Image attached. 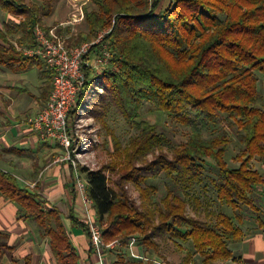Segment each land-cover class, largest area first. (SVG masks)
Masks as SVG:
<instances>
[{
  "label": "trees",
  "instance_id": "16d2710c",
  "mask_svg": "<svg viewBox=\"0 0 264 264\" xmlns=\"http://www.w3.org/2000/svg\"><path fill=\"white\" fill-rule=\"evenodd\" d=\"M39 2L0 0V11L10 17L0 26V68L36 67L46 103L52 77L38 58L24 54L36 45L34 28L46 29L43 19L52 11L51 0ZM160 2L89 0L83 6L87 35L79 33L76 43L111 27L107 39L112 58L101 72L85 70L86 82L71 115L85 105L89 88L99 84L104 90L98 97L99 108L112 106L138 133L123 148L112 137L109 162L96 171L82 167L79 172L84 175L85 196L92 202L96 220L105 224L100 226L104 243L118 241L121 248H128L135 236L146 250L156 251L158 240H178L192 246L201 264H221L233 260L228 246L242 238V218L235 217L236 225L233 218L217 213L212 222L206 205L202 212L204 205L188 191L202 183L204 166L210 160L217 172L218 202L236 212L245 206L260 214L253 192L264 187V176L250 162L256 159L264 167V96L255 78L256 72L264 76V0H172L159 10ZM144 103L188 128L187 140L170 153L163 151L165 138L157 125L136 122ZM218 123L234 131L241 147L234 158L237 168H229L224 159L231 143L227 131L216 130L203 139V131ZM158 174L179 188L183 197L167 191L159 203L153 202L156 189L146 182ZM126 184L138 192L139 204L128 197ZM0 198L16 207L18 220L37 227L55 264H80L58 209L2 170ZM256 220L264 231V222ZM68 221L85 234L93 252L87 224L71 214ZM9 248L0 241V251ZM24 261L30 264L29 257ZM146 262L131 259L126 264H155L150 255ZM183 262L192 264L191 257Z\"/></svg>",
  "mask_w": 264,
  "mask_h": 264
},
{
  "label": "rangeland",
  "instance_id": "374dc122",
  "mask_svg": "<svg viewBox=\"0 0 264 264\" xmlns=\"http://www.w3.org/2000/svg\"><path fill=\"white\" fill-rule=\"evenodd\" d=\"M29 1L37 4L40 3L39 0ZM88 1L89 0H51V14L43 19V25L46 28L45 30L55 28L56 31H58L61 29V32L58 34L68 36L66 40L68 45H78V43H76V38L78 37L79 33L87 35L82 9ZM162 2L164 1L161 0L159 10L162 9ZM171 3L172 0L170 3L166 4V6L168 7L171 5ZM80 9L83 15L82 19L77 23L72 22L73 19L79 17ZM9 19V16L3 14L0 11V26H2V24L7 22ZM105 29L98 31V33ZM83 38L84 39L80 43L92 39L91 37L90 39L85 40L87 38L85 36H83ZM14 40L15 38H12L13 43L15 42ZM255 78L257 90L264 96V76L256 72ZM50 86L51 84L49 87ZM102 94L104 95V90L99 84H94L89 88L85 105L78 112L70 115L71 125L73 127V141L71 146L65 150L60 145H56L57 148H60L59 158L64 160V162L70 163L74 171V177L76 175L77 178L81 180L83 185L86 184V181L84 175L81 174L79 170L84 167L86 169L96 171L101 166L108 163L111 159V155L113 154L112 137L116 138L119 141L120 146L123 148L127 146L130 139L136 136L138 133L137 129L128 125L123 117L118 114L112 106H108L107 110L103 111L99 108L98 97ZM49 95L47 98H49ZM45 104L46 103H44L43 106ZM99 111L104 112V114L96 118L93 114H96ZM141 121L148 122L152 125H157L159 133H161L165 138L162 149L166 153H170L173 148L184 143L189 135L188 128L169 119L164 113L157 111L147 103H144L142 108L139 110V118H137L136 122ZM103 124L105 125V128ZM216 130H224L228 132L231 138V143L228 147L226 155L224 156V159L229 168H237L238 163L235 162L234 158L239 154L241 147L235 138L233 130L228 128L224 123H218L210 130L203 131V139H208L210 135ZM151 159L152 155L147 156L148 161ZM250 166L252 169L258 171L262 176H264V167H262L256 159H253L250 162ZM204 167L205 170L203 173L202 183L193 186L188 191L190 195L197 197L202 202V205H204L202 206L201 211H204L206 205L205 211L211 213L210 221L214 222L215 215L217 213H221L233 218L236 225L238 222L236 221L235 217L239 215L242 218V224L239 226L245 233L254 229H259L258 221L256 219L259 218L264 222V215L261 214L264 213V187H258L253 192L256 200V206L260 209V214H256L253 210L245 206H241L239 211L236 212L226 205L219 203L216 198L214 185L217 181V172L213 166V163L210 160H207ZM107 176L110 177V175ZM146 184L156 189L155 195L152 196V200L155 203H159L160 199L165 196L167 191H172L183 197L182 191H180L179 188L170 182L163 174L150 177ZM124 189L127 192L128 197L136 202V204H139V194L135 188L131 184H126ZM9 205L10 204L8 202L3 203L2 213L5 217L9 215L11 209V206ZM188 213L191 214L190 208H188ZM201 219H206L204 214L201 215ZM22 224H14L15 228L13 231L18 232L15 234L12 230V232L7 230L8 227H10L9 223H3V229L1 230L4 233L9 232V239L0 237V241L6 243V245L10 247L15 246V250L9 254V249H2L3 256L0 260V264H24V259H22L25 255L23 252L24 249L27 252H35V255L38 254V257L34 256V259L36 260L39 258V264H43V260H45L46 264H55L51 256L48 255L47 258V241L38 234L37 227L31 223H27L25 225ZM97 224L101 226V224L98 222ZM104 225L105 224L103 223V226L101 227H105ZM158 243V250H146L144 246L139 244L138 238L134 236L130 238L128 248L116 246L111 250H104L102 259L104 264H126L130 262L131 259L142 260L144 263H147V258L150 255L153 258L155 264H164L162 261L163 259H165L166 262L172 264H184V258L190 256L192 264H201L200 257L194 252L190 244L183 243L178 240H168L165 242L158 240ZM230 249L233 251L234 245H231ZM43 253H46V256L43 255ZM132 255L138 256L139 258H133ZM91 256L92 259L90 260L92 262L89 264H98L96 254L91 252ZM11 258L12 261H10ZM80 264H88L87 257L85 255L80 260Z\"/></svg>",
  "mask_w": 264,
  "mask_h": 264
},
{
  "label": "crops",
  "instance_id": "0c3cea01",
  "mask_svg": "<svg viewBox=\"0 0 264 264\" xmlns=\"http://www.w3.org/2000/svg\"><path fill=\"white\" fill-rule=\"evenodd\" d=\"M163 1L162 9H165L171 0ZM42 83L36 67L25 70L0 68V170L12 174L22 187L35 191L50 206L59 210L80 260L85 255L89 264L92 256L88 239L68 221L69 214L83 221V206L76 189L73 169L70 163L59 158L57 143L41 140L28 123V119L35 116L44 104L39 90ZM35 172L37 175L34 178ZM3 203L6 202L0 198V234L9 239V232L14 230L15 223H27L17 219L16 207L11 203L9 215L5 217L2 213ZM90 213L95 216L92 205ZM4 222L10 224L8 233L1 230ZM231 245H234L233 251ZM13 247L9 248V254L15 250ZM228 248L233 260L222 264H264V231L254 229L243 232L242 238L229 244ZM23 252L25 255L22 259L29 257L30 264H39V258L34 259V256L38 257L37 253L35 255V252L25 249ZM48 255L52 257L47 244V258ZM2 256L3 250L0 251V260ZM42 263L46 264L45 260Z\"/></svg>",
  "mask_w": 264,
  "mask_h": 264
},
{
  "label": "built area",
  "instance_id": "2783aa9c",
  "mask_svg": "<svg viewBox=\"0 0 264 264\" xmlns=\"http://www.w3.org/2000/svg\"><path fill=\"white\" fill-rule=\"evenodd\" d=\"M79 12V17L72 22L77 23L82 19L81 9ZM111 31L112 28H107L89 41L70 46L66 41L68 36L58 34L55 28H34L36 45L33 49L25 50L24 54L38 58L52 77L48 101L35 116L28 119L41 140L55 142L65 150L71 146L73 127L70 115L86 82L85 70L100 72L110 66L112 55L107 37ZM74 181L81 198L83 221L89 228L93 252L97 256L98 264H104V250H111L120 246V243H104L102 229L97 224L96 217L90 213L92 202L85 196V185L76 175ZM132 257L139 258L135 255Z\"/></svg>",
  "mask_w": 264,
  "mask_h": 264
}]
</instances>
